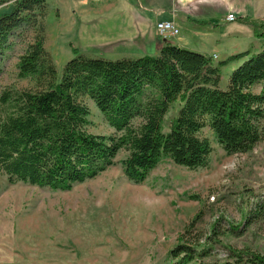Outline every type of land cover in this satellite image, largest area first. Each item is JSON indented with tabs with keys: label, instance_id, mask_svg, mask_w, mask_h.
<instances>
[{
	"label": "trees",
	"instance_id": "trees-1",
	"mask_svg": "<svg viewBox=\"0 0 264 264\" xmlns=\"http://www.w3.org/2000/svg\"><path fill=\"white\" fill-rule=\"evenodd\" d=\"M47 8L46 0H14L0 13V54L15 30L38 18L34 38L18 60L19 77L32 78L34 85L0 95V174L9 183L70 190L112 165L121 150L125 177L142 183L163 159L188 169L206 167L212 145L204 129L227 154L247 152L262 139L264 46L217 63L169 43L156 56L116 60L88 57L71 46L75 56L59 74L45 48ZM244 22L264 38V19ZM229 62L237 65L221 88V67ZM82 97L94 103L113 133L88 130ZM174 103L179 107L164 130ZM263 213L258 203L257 214ZM205 247L178 244L171 252L174 257L183 252L178 259L183 264ZM228 248L238 263L264 264L263 255Z\"/></svg>",
	"mask_w": 264,
	"mask_h": 264
},
{
	"label": "rangeland",
	"instance_id": "rangeland-1",
	"mask_svg": "<svg viewBox=\"0 0 264 264\" xmlns=\"http://www.w3.org/2000/svg\"><path fill=\"white\" fill-rule=\"evenodd\" d=\"M13 1L0 0V13L9 11ZM46 2L45 48L60 74L75 56L71 46L77 49L66 35L70 6L64 0ZM37 23L38 18L15 30L0 54V95L33 87L32 78L19 77L18 60ZM248 38L236 41L232 53L263 48L264 38L253 30ZM228 65L221 69V88L237 64ZM80 100L89 109L90 132H114L90 99ZM178 107L170 106L164 130ZM260 125L263 137L253 149L232 154L204 129L212 145L206 167L188 169L163 159L142 183L125 177L124 150L112 165L70 190L9 183L0 174V264H180L183 252L177 257L171 252L178 244L207 246L204 254L193 251L191 262L183 264H252L238 263L228 247L264 256V213L257 214L258 203L264 204V117Z\"/></svg>",
	"mask_w": 264,
	"mask_h": 264
},
{
	"label": "crops",
	"instance_id": "crops-1",
	"mask_svg": "<svg viewBox=\"0 0 264 264\" xmlns=\"http://www.w3.org/2000/svg\"><path fill=\"white\" fill-rule=\"evenodd\" d=\"M64 1L70 6L66 35L83 55L109 60L156 56L169 43L219 62L235 54L236 41L252 36L244 19L264 18V0ZM57 9L59 15L64 13ZM227 14L236 20L227 22ZM160 21L172 22L178 33L164 38L156 26Z\"/></svg>",
	"mask_w": 264,
	"mask_h": 264
},
{
	"label": "built area",
	"instance_id": "built-area-1",
	"mask_svg": "<svg viewBox=\"0 0 264 264\" xmlns=\"http://www.w3.org/2000/svg\"><path fill=\"white\" fill-rule=\"evenodd\" d=\"M236 18L234 14H227L225 17V20L227 22L234 21ZM157 30L161 36L168 37L173 36L178 33V29L175 27V25L170 21H160L157 23Z\"/></svg>",
	"mask_w": 264,
	"mask_h": 264
}]
</instances>
